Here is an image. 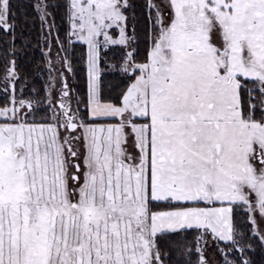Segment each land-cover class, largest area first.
Instances as JSON below:
<instances>
[{"label":"snow or ice","instance_id":"obj_1","mask_svg":"<svg viewBox=\"0 0 264 264\" xmlns=\"http://www.w3.org/2000/svg\"><path fill=\"white\" fill-rule=\"evenodd\" d=\"M30 6L0 0V264H264V0Z\"/></svg>","mask_w":264,"mask_h":264},{"label":"trees","instance_id":"obj_2","mask_svg":"<svg viewBox=\"0 0 264 264\" xmlns=\"http://www.w3.org/2000/svg\"><path fill=\"white\" fill-rule=\"evenodd\" d=\"M14 2L23 6L19 11H20L21 13H23L24 11H27V13L29 14V19H30V18H31V15H33V10H32V8H31V6H30V0H14ZM21 19H23V16H21ZM35 55H36V57H37V59H38V57H39V52L37 51V52L35 53ZM36 63H37V60H33V61H32V64H31V66L29 67V73H30V75H31V73L37 71V69H36V67H35ZM35 79H36L37 83L39 84V82H40V80H41L42 78L39 77V76H35ZM29 87H31V85H29Z\"/></svg>","mask_w":264,"mask_h":264},{"label":"rangeland","instance_id":"obj_3","mask_svg":"<svg viewBox=\"0 0 264 264\" xmlns=\"http://www.w3.org/2000/svg\"><path fill=\"white\" fill-rule=\"evenodd\" d=\"M40 77V76H39Z\"/></svg>","mask_w":264,"mask_h":264}]
</instances>
